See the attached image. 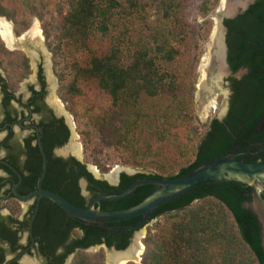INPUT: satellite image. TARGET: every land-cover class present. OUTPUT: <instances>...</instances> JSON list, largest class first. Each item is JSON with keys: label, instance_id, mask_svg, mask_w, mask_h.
<instances>
[{"label": "trees", "instance_id": "16d2710c", "mask_svg": "<svg viewBox=\"0 0 264 264\" xmlns=\"http://www.w3.org/2000/svg\"><path fill=\"white\" fill-rule=\"evenodd\" d=\"M68 8L59 35L56 51L61 47L87 49L90 38L95 34L107 36L112 22L134 17L145 22L146 9L154 8L156 17L154 29L147 28L150 36L136 40L133 50L114 45L103 55L92 54L88 67L81 70L93 80L97 88L110 97L114 112L122 122V134L126 143H139L145 133L154 127L170 126L169 116L146 109L142 101L159 96L163 89L176 88V77L160 70V64H171L178 55L176 44L188 35V24L184 20L181 0H61ZM62 4V5H63ZM207 6L202 11L207 10ZM0 15H2L0 13ZM14 31L20 36L28 30V18L14 22ZM226 28L227 63L232 70H250L251 90L245 102H259L264 113V0H254L246 10L235 18L223 21ZM128 28L124 26L121 36ZM134 37L129 36L132 40ZM131 45V41H129ZM0 50L10 55L0 42ZM24 63V54L15 53ZM81 75H78V78ZM76 78L75 80H77ZM168 78L167 82L164 79ZM174 89V90H173ZM149 123L147 130L143 129ZM150 125H152L150 127ZM144 126V127H143ZM145 132V133H144ZM120 133V132H119ZM122 137V138H123ZM222 146L216 148L209 142L197 145L193 162L168 179L188 174L199 165L223 157ZM90 182L101 188L121 193L133 182L145 178H163L159 175L138 173L133 176L120 175L118 188H110L105 182L94 181L84 173ZM157 189L153 185L137 187L127 197L117 201V210L139 204ZM248 190L238 184H209L185 193L159 207L149 221L162 216L182 217L178 221L164 222L157 226V233L144 242L146 250L141 264H264L260 226L253 213L242 207L248 200L243 195ZM110 191V192H111ZM141 217L119 223L128 226ZM115 239H106L107 247L115 244L117 250H124L130 233L117 232ZM103 252L87 256L78 254L72 264H103Z\"/></svg>", "mask_w": 264, "mask_h": 264}, {"label": "flooded vegetation", "instance_id": "af4514ba", "mask_svg": "<svg viewBox=\"0 0 264 264\" xmlns=\"http://www.w3.org/2000/svg\"><path fill=\"white\" fill-rule=\"evenodd\" d=\"M224 29L226 68L221 71L229 92L222 111L214 112L206 122L201 142L222 146L223 157L234 155L247 163L264 162V113H258L263 105L244 101L252 87L251 72L229 67ZM13 32L17 38L22 35L17 36L14 28ZM0 42L11 53L0 50V264H72L81 253L117 250L115 244L107 247L105 242L115 239L117 232L130 233L125 249L132 248L136 231L112 229L119 223L89 224L70 217L54 201L33 195L42 173V151L46 160L42 189L80 209H87L102 194H118L90 182L84 173L112 189L119 187L121 174H136L121 172L111 183L80 161L70 144V118L62 105L58 108L55 104L56 87L46 70L43 42L38 47L18 43L14 48L1 37ZM13 52H23L27 61L23 63L22 57ZM243 187L248 189L243 195L249 199L242 207L251 211L246 206L252 202L251 189ZM117 201L101 200L94 208L117 211Z\"/></svg>", "mask_w": 264, "mask_h": 264}, {"label": "rangeland", "instance_id": "374dc122", "mask_svg": "<svg viewBox=\"0 0 264 264\" xmlns=\"http://www.w3.org/2000/svg\"><path fill=\"white\" fill-rule=\"evenodd\" d=\"M249 1L181 0L180 10L188 24V35L176 44L178 55L175 60L171 64H160L164 74L176 77V88L172 93L163 89L159 96L142 101L146 109L169 116L171 124L154 127L151 134L144 132L137 146L133 145L134 140L124 141L122 122L119 114L114 112L110 97L100 91L93 80L81 74V70L88 67L92 54L103 55L116 44L132 51L138 37L150 36L152 32L147 28L154 29V8L146 9L145 22L136 17L131 20L116 16L110 33L107 36L95 33L85 50L62 46L56 51L59 30L68 11L61 0H0V18L13 28L15 21L28 18V30L35 26L40 30L46 49V70L56 87L55 97L72 121L70 144L79 146V159L89 170L97 171L101 179L116 169L131 175L143 173L168 178L193 162L206 122L225 106L229 90L221 63L217 61L219 23L224 16L239 13L242 5ZM205 5L207 10L202 11ZM124 26L128 28L125 37L121 36ZM129 36L134 38L130 40ZM30 62L33 67L34 59ZM167 81L165 78L164 82ZM148 125L145 123L143 129L147 130ZM181 217L182 214L162 216L142 227L138 232L142 235L139 242L144 246V252V241L157 233V226L170 220L178 221ZM144 252L139 263L131 261L127 264H141ZM95 254L87 253V256ZM102 256L103 264H107L110 254L104 251Z\"/></svg>", "mask_w": 264, "mask_h": 264}, {"label": "water", "instance_id": "95a60500", "mask_svg": "<svg viewBox=\"0 0 264 264\" xmlns=\"http://www.w3.org/2000/svg\"><path fill=\"white\" fill-rule=\"evenodd\" d=\"M254 0H250L242 5L241 11L247 9V7L253 3ZM239 13H234L229 16H224L219 23L221 32L217 40V53L222 68H226V46H225V29L223 26L224 19H232ZM12 34L14 38L20 39L24 38L28 31L22 34L20 37H15L13 32V26L11 24ZM1 37V35H0ZM2 38V37H1ZM3 40V39H2ZM4 41V40H3ZM28 44V43H27ZM32 46V45H31ZM70 123L72 121L70 119ZM43 156V167L42 173L38 181V191L33 195H38L40 198H48L59 205L70 217L79 220L87 221L89 224L102 225L108 223H121L128 221L130 219L141 217L139 223L135 226H116L112 229L119 231H136L134 233V238L132 244L135 240L140 238L141 234L138 232L142 227H144L148 222L152 214L161 206L169 203L173 199L188 193L198 187L209 184H238L243 185L251 189L252 202L246 204L248 208L252 211L253 215L256 217L257 222L260 226L262 247L264 250V162L259 163H247L238 160L234 155H228L220 157L206 163L199 165L197 168L192 170L186 175L177 178H145L133 182L125 190L119 194H102L96 197L87 209H80L76 206L70 204L64 198L58 194H54L49 191L42 189V180L46 171V160L44 153ZM96 176H98L97 171H93ZM123 172L120 169L113 171V178L109 179L107 176H103L109 182L113 183L117 180L118 175ZM143 185H153L157 189L152 192L149 196L143 199L139 204L123 210L117 211H105L101 209H95V205L101 200L103 201H117L127 197L131 194L137 187ZM131 244V245H132ZM131 247V246H130ZM129 248L119 251L111 249L110 251L106 249L108 254H116L127 251ZM144 252V246L142 245V253ZM141 258L138 259L139 263ZM108 264V257H107ZM127 264V263H126Z\"/></svg>", "mask_w": 264, "mask_h": 264}, {"label": "bare ground", "instance_id": "6f19581e", "mask_svg": "<svg viewBox=\"0 0 264 264\" xmlns=\"http://www.w3.org/2000/svg\"><path fill=\"white\" fill-rule=\"evenodd\" d=\"M0 34L2 35V39L4 40V42H6V45L9 48H14V46H17L18 43H21L23 46L27 43H31L35 47H38L42 42V36L37 26H35L24 38H20L17 40L12 34L11 24L2 18H0ZM31 53L35 54L34 51H31ZM217 61L220 62L219 56ZM55 104L58 108H62L58 99H55ZM72 149L77 154V156L80 157L79 146L73 144ZM108 178L112 179L113 173L109 175ZM134 243V245H132L133 247L129 248L125 252L110 254V256H108V264H126L131 261L137 262L142 254V244L139 242L138 238L135 240Z\"/></svg>", "mask_w": 264, "mask_h": 264}]
</instances>
